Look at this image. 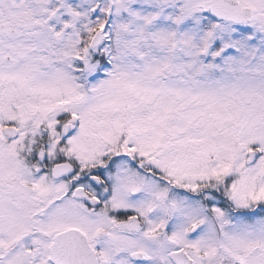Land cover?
I'll return each mask as SVG.
<instances>
[{"label": "snow or ice", "instance_id": "obj_1", "mask_svg": "<svg viewBox=\"0 0 264 264\" xmlns=\"http://www.w3.org/2000/svg\"><path fill=\"white\" fill-rule=\"evenodd\" d=\"M0 264H264V0H0Z\"/></svg>", "mask_w": 264, "mask_h": 264}]
</instances>
